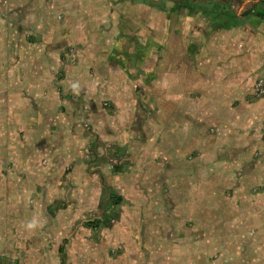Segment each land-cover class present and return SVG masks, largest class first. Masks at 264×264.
I'll use <instances>...</instances> for the list:
<instances>
[{
    "label": "crops",
    "instance_id": "0c3cea01",
    "mask_svg": "<svg viewBox=\"0 0 264 264\" xmlns=\"http://www.w3.org/2000/svg\"><path fill=\"white\" fill-rule=\"evenodd\" d=\"M72 1L74 4L70 5ZM71 12L77 16L71 24L74 29L68 32L67 25L58 23L55 15ZM186 15V25L182 27L180 20L183 21L184 16L175 21L167 18L164 11L134 0H0V79L23 76V71L13 66V62L19 61L20 45L25 48L23 60L29 58L28 39L23 32L34 34L41 29L46 37L48 28L61 33L62 27L66 31L64 36L70 35V42H81L78 45L82 48L79 51L82 63L100 64L104 56L112 62L104 70H87L82 65L77 71L74 85L81 88L84 95L80 99L77 96V107L97 111L94 97L107 96L113 102V112L109 117L94 119L95 129H100L99 137L111 144L125 146L136 134L131 130L136 121L130 111L146 107V102L139 104L132 78H140L139 93L147 86L146 78H154L157 100L153 127L162 138L159 145H153L154 159L162 160L155 172L156 190L170 191L167 199H172L170 201L176 205L172 206V214L185 210L193 223L187 231L185 246L179 241L171 248L166 247L169 251H162L170 257L185 252L190 258L181 263L170 260L168 264H196L195 260H205V255L215 253L220 255L221 261L232 240L236 241L238 253L247 250L258 261L264 257V134L260 123L264 121V97L254 102H250L249 97L254 93L253 83L264 79V29L256 22L247 23V27L239 26L238 20L235 27L220 28L214 37L195 38L194 21L188 22L190 13ZM148 22L159 30L155 38L162 42L154 48V57L148 56L141 45L150 32ZM169 31L171 34L165 36ZM131 36H137L138 44L131 43ZM167 38L168 43L163 41ZM60 40L64 42L66 37ZM137 45L138 50L134 52ZM90 46L94 50L86 51ZM198 47L202 49L197 50ZM149 59L155 62L154 69V65L148 67ZM136 60L141 66L132 68L130 63ZM14 84V90L11 82L6 92L0 87V95L4 92L8 96L5 99L0 96V164L3 158L14 161L20 155L19 93L17 83ZM47 105L46 112L60 111L54 122L63 127L65 133L62 103ZM3 109H10V116L4 118ZM147 126L142 127L145 140L139 147L140 151H146L143 159L151 155L152 129ZM79 132L82 131H75L76 136ZM47 133L51 135L48 130ZM49 135L46 142H51V146L46 149V163H53L55 158L66 155L67 148L63 142L55 140L61 132L59 137L49 138ZM79 143L72 141L74 146ZM62 147L65 149L60 152ZM49 171L50 168L46 169V173ZM165 176L167 182L162 179ZM146 178L144 181L148 180ZM115 183L123 185L124 178L115 177ZM164 196L157 197L163 200ZM5 206L0 200V243L9 244L18 236H15L16 231L25 236L29 231L24 225L20 227L19 220L3 218ZM62 215L50 217L51 223ZM172 236L182 237L175 232ZM158 250L165 247L131 246L124 254L133 257L121 264H166L167 260L155 261L153 257L151 262H146L147 257L143 261L148 252L154 255Z\"/></svg>",
    "mask_w": 264,
    "mask_h": 264
},
{
    "label": "rangeland",
    "instance_id": "374dc122",
    "mask_svg": "<svg viewBox=\"0 0 264 264\" xmlns=\"http://www.w3.org/2000/svg\"><path fill=\"white\" fill-rule=\"evenodd\" d=\"M134 1L164 11L167 18H174L175 21L184 16L180 25H186V8L189 5L186 0ZM194 1L188 22L194 21L195 38L209 35L214 37L221 31L218 29L220 25L228 21L230 16L239 18V26L247 27V23L256 22L264 29V0ZM73 4L72 1L70 5ZM55 16L58 23L67 25L68 32L74 29L71 24L76 20V14L71 12ZM146 26L150 32L147 33L145 44L141 43L142 49L146 50L148 56L154 57V48L162 45V42L155 38V33L160 32L149 22ZM262 28L260 32L263 31ZM65 32L62 27L61 33H58V29L48 28L46 37H43L41 29L34 34L23 32L28 39L29 58L28 61L23 60L22 53L25 48L20 45L19 61L13 62V66L17 65L18 69L23 71V76L20 74L17 79H0V87L4 92L7 87L10 88L11 82L13 90L15 82L18 86L20 153L14 161L9 157L3 158L0 164V200L1 204L7 205L2 216L4 219L19 220L20 227L24 225L29 231L27 236L16 231L15 236H18L12 238L9 244L0 243V264H121L128 257H133L131 254H124L126 248L143 245L149 249L165 247V250H158L154 255L148 252L143 256V261L146 260L145 257L148 258L147 263L151 262V257L155 261L167 260L166 264L170 263V260L186 262L190 256L185 252L172 257L162 252L169 251L166 247L171 248V245L179 241L185 246L187 231L191 230L193 223L185 210L172 214V208L176 205L170 201L172 199H167L170 191L156 190L158 183L155 172L159 167L158 162L162 160L154 159L156 153L153 145H159L162 138L157 136L153 127L156 122L154 104L157 100L154 78H146L147 86L146 89H141V93L138 82L140 78H132L135 94L139 96V104L146 102V107L141 106L140 109L130 111L136 121L131 125L132 133H136L131 136V142L129 140L131 145L129 142L125 146L111 144L99 137L100 129H95L94 119L98 116L109 117L113 112V102L107 96L99 94L93 99L97 102V111L89 107L78 110L77 96L80 99L84 95L81 88H75L74 83L77 71L83 68L82 65L87 70H104L112 62L107 61L108 56H104L105 60L100 64L90 61L82 63L79 55L81 42H70V35L64 36ZM170 32H164L165 36H169ZM62 37H66L64 42L60 40ZM168 38L163 41L168 43ZM60 41L62 44L57 46ZM132 42L138 44L137 36H131ZM90 47V50L86 48V51L94 50ZM198 49L201 50L202 47ZM136 50L138 45L133 51ZM139 63L136 60L130 64L132 68H137L141 66ZM147 65L149 68L154 65V69L155 62L149 59ZM46 73L49 75L46 76ZM256 84L257 82L251 86L254 91ZM4 92L0 96L8 98ZM251 95L250 102L264 97L255 92ZM198 96L197 92L196 98ZM57 102H61L64 107L61 115L65 120V133L63 127H58L54 122V119H58L60 111L51 109L46 112V104L47 107H52ZM10 113V109H3L4 118L6 115L10 116ZM254 122L257 124L258 120ZM260 123L261 132L264 134V121ZM146 125L147 129H152V144L151 155L143 159L142 156L146 157V151H140L139 147L144 144L142 127ZM78 129L82 132L76 136L75 131H80ZM46 130L51 135L46 134ZM46 135H49V138L57 135L59 138L55 140H60L67 148L62 147L60 152L65 149L66 155L61 153L63 156L55 158L53 163H46V149L51 146V142H46ZM92 135L96 137L93 138ZM76 140L80 143L72 145V141ZM166 160L170 161L169 158ZM49 168L50 171L46 173ZM147 176L149 178H146ZM115 177H123L125 183L116 184ZM145 178L148 180L144 181ZM162 179L167 182L166 176ZM161 195H165L166 199L159 200L157 196ZM59 213L64 216L56 218L54 224L51 223L50 217L55 218ZM173 232L182 237L173 238ZM228 246L229 250H226L221 261L220 255L215 253L205 255V260H195L196 264H208V261L216 264H264V257L256 261V257L251 256L247 250L242 254L238 253L235 240Z\"/></svg>",
    "mask_w": 264,
    "mask_h": 264
},
{
    "label": "trees",
    "instance_id": "16d2710c",
    "mask_svg": "<svg viewBox=\"0 0 264 264\" xmlns=\"http://www.w3.org/2000/svg\"><path fill=\"white\" fill-rule=\"evenodd\" d=\"M186 2L187 3H189V5L187 6V8H186V11L188 12V13H190V11H192L193 10V3L195 2L194 0H186ZM237 22H238V19H237V17H229V19H228V21H226V22H224V23H222V25H220V27L218 28V29H220V28H233V27H235L236 25H237Z\"/></svg>",
    "mask_w": 264,
    "mask_h": 264
},
{
    "label": "built area",
    "instance_id": "2783aa9c",
    "mask_svg": "<svg viewBox=\"0 0 264 264\" xmlns=\"http://www.w3.org/2000/svg\"><path fill=\"white\" fill-rule=\"evenodd\" d=\"M258 96L264 95V80H258L254 91Z\"/></svg>",
    "mask_w": 264,
    "mask_h": 264
}]
</instances>
